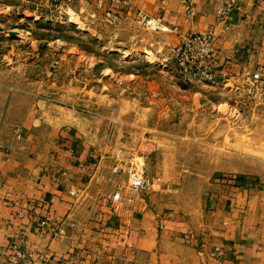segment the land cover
<instances>
[{
	"label": "rangeland",
	"instance_id": "rangeland-1",
	"mask_svg": "<svg viewBox=\"0 0 264 264\" xmlns=\"http://www.w3.org/2000/svg\"><path fill=\"white\" fill-rule=\"evenodd\" d=\"M110 6L0 0V147L29 129L75 130L116 148L127 182L132 169L147 184L163 176L149 183L160 208L196 210L226 181L264 187V83L185 77L173 57L182 39L139 10L116 21ZM148 148L164 154L148 164Z\"/></svg>",
	"mask_w": 264,
	"mask_h": 264
},
{
	"label": "crops",
	"instance_id": "crops-1",
	"mask_svg": "<svg viewBox=\"0 0 264 264\" xmlns=\"http://www.w3.org/2000/svg\"><path fill=\"white\" fill-rule=\"evenodd\" d=\"M92 1L74 0L71 9ZM230 1L122 0L107 11L120 21L139 10L176 43L213 30L222 79L264 77V0H233L237 10L225 26L217 10ZM17 137L15 147H0V264H10L11 240L22 231L27 252L65 264H264L261 184L226 181L196 210L160 208L149 187L130 193L127 178L113 173L116 148L66 128L52 134L34 128ZM163 152L148 148V164ZM48 215L72 222L71 234L53 238L47 224L42 229Z\"/></svg>",
	"mask_w": 264,
	"mask_h": 264
},
{
	"label": "built area",
	"instance_id": "built-area-1",
	"mask_svg": "<svg viewBox=\"0 0 264 264\" xmlns=\"http://www.w3.org/2000/svg\"><path fill=\"white\" fill-rule=\"evenodd\" d=\"M54 5L72 4L74 0H47ZM98 8L105 4L114 5L121 3L122 0H96ZM191 0H184L185 4L190 5ZM237 10L235 1L224 3L218 7L217 17L220 23L225 26L232 24V16ZM191 11V9H190ZM173 57L177 62L181 74L188 78H195L207 84H217L222 80L219 72L220 54L216 48V38L213 30L201 34H189L182 38L181 43L173 50ZM255 88L264 83V77L260 72H254L249 81ZM118 167L113 169V173L118 174ZM128 181L130 187L135 190H144L149 187L144 181L142 175L135 169L128 171ZM74 195V194H72ZM120 199L119 192L112 196L113 201ZM49 226L48 232L53 238H64L71 234L74 224L70 221H57L50 215L40 222L43 229L45 225ZM41 234V232H40ZM26 234L20 232L11 240L10 247V264H65L63 262L50 261L46 254H34L25 250Z\"/></svg>",
	"mask_w": 264,
	"mask_h": 264
},
{
	"label": "bare ground",
	"instance_id": "bare-ground-1",
	"mask_svg": "<svg viewBox=\"0 0 264 264\" xmlns=\"http://www.w3.org/2000/svg\"><path fill=\"white\" fill-rule=\"evenodd\" d=\"M18 32H21V31L18 30V31L13 32L12 34H18Z\"/></svg>",
	"mask_w": 264,
	"mask_h": 264
}]
</instances>
